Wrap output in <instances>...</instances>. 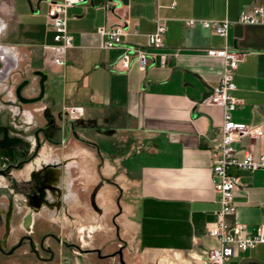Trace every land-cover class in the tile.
I'll use <instances>...</instances> for the list:
<instances>
[{"label": "crops", "instance_id": "0c3cea01", "mask_svg": "<svg viewBox=\"0 0 264 264\" xmlns=\"http://www.w3.org/2000/svg\"><path fill=\"white\" fill-rule=\"evenodd\" d=\"M58 1L0 0V80L9 70L14 71L13 79L31 73V97L39 90L37 71L44 72L40 106L50 118L60 115L62 131L73 124L78 137L94 144L80 146L104 157L100 174L109 181L102 182L93 166L87 186L96 187L92 207L80 181L73 198V210L84 226L75 229L78 243H49L55 258L39 261L25 245L7 253L11 244L4 234L0 258L12 264H18V257L23 264H208L205 252L218 247L208 228L219 208L209 148L218 137L223 111L204 100L219 82L223 61L206 52L226 46L241 54L232 92L238 102L231 117L264 128V0H85L67 8L72 47L63 65L53 63L46 48L53 43L47 12L50 3ZM254 6L263 8L260 22L237 21L241 10ZM157 18L166 26V64L160 66L155 55L144 70L134 61L128 71H117L122 47L101 48L98 27L126 19L123 42L145 46ZM188 19L196 23L189 26ZM222 19L230 21L226 37L200 23ZM73 105L81 106L83 113L69 124L62 109ZM233 146L235 158L242 159L249 150L259 159L264 156V133L244 136ZM229 172L239 177L240 186L234 193L235 212L227 221L243 223L253 234L264 223V169L230 167ZM59 187L64 192L52 194L48 201L64 213L70 209L72 185L62 180ZM92 209L96 223H102L97 217L108 216L110 227L96 224L88 229ZM43 221L39 234L44 232ZM64 229L62 225L58 233ZM83 233L93 239L85 242ZM17 234L11 231L10 242ZM228 264H264V242L236 251Z\"/></svg>", "mask_w": 264, "mask_h": 264}, {"label": "built area", "instance_id": "2783aa9c", "mask_svg": "<svg viewBox=\"0 0 264 264\" xmlns=\"http://www.w3.org/2000/svg\"><path fill=\"white\" fill-rule=\"evenodd\" d=\"M85 0H60L51 2L47 12V18L53 30V43L46 48L51 52V60L57 65H63L65 55L72 47V37L67 30V8L84 2ZM106 9H109L106 6ZM263 8L254 6L240 11L237 21L245 24H253L261 21ZM127 20L119 25H107L98 27L97 33L101 38V48L110 49L122 47V52L115 62L117 71H127L135 61L141 70L149 64V58L159 57V65L164 66L168 54L162 51L166 26L161 18L156 19L155 30L147 35L145 46L125 44L122 36L126 34ZM187 25H194L196 20L188 19ZM205 28H211L217 35L226 37L230 21L203 20L200 21ZM206 54L210 57H218L223 61V72L218 84L212 89L211 94L204 100L205 104L216 105L223 111V119L220 125L218 137L209 148L211 184L219 208L215 212V220L208 228V234L215 237L218 247L205 252L208 264H227L236 251H245L258 243L264 242V223L256 227L255 233H248L243 223L227 221L236 209L234 193L240 186L239 177L229 172L230 167L239 170L264 169V156L255 159L253 153L245 151L242 159L235 158L233 143L244 136L258 138L263 135L264 128L251 126L243 122L234 121L231 112L238 100L232 94L236 89L233 81L234 71L240 60L241 54L236 50L224 46L222 48L208 49ZM67 113L71 117H78L83 109L80 106L67 107Z\"/></svg>", "mask_w": 264, "mask_h": 264}, {"label": "flooded vegetation", "instance_id": "af4514ba", "mask_svg": "<svg viewBox=\"0 0 264 264\" xmlns=\"http://www.w3.org/2000/svg\"><path fill=\"white\" fill-rule=\"evenodd\" d=\"M11 71L9 70L4 75V78L0 80V85L2 81H7V84H3V88L0 89V119L4 117L3 124L0 120V179L4 182V185L0 186V243L4 240V234H6L7 240L5 242L6 244H11L9 247L13 248L12 251L25 245L28 247V253L39 261L44 259L51 261L55 258L56 253L52 250L47 240L50 239L55 246L61 245L62 247H70L74 243L69 240L66 234L52 231H44L41 234L35 232V214L30 213L28 209L30 208L35 211L34 213H37L41 211L43 206H50L54 203L48 201V197L52 194L61 195L64 192L59 187V182L65 180L67 173L64 161L54 163L36 162L40 150L39 135L55 144H59L60 141L64 142L68 135H71L74 139L81 140L82 144L88 147L94 148V144L87 139L78 137L72 128L62 131L60 125L57 124L60 121L58 119L60 115L58 116V114L56 118L48 117L47 124L38 127L33 132L37 143L33 144L26 135L18 134L12 121L15 118L11 104L22 103V101L31 98L28 93H25V91L29 90L30 82L26 78H21L20 81L14 83V86L12 85L13 93H11L9 91L10 86H7L13 80V72ZM40 79L41 76L39 75ZM16 90L19 91L22 101L16 96ZM38 95L39 90L37 92ZM22 104L26 105L29 103ZM43 116L47 119V110L43 112ZM55 132L61 138L53 139ZM92 154L94 159H97L93 170L97 171V173L99 172L102 182L109 181L100 174L101 167L104 164V157L99 153ZM34 164H36L35 167ZM95 193L96 187H91L87 192L88 202L91 207ZM18 195L24 197V199L21 201L22 206L15 209L14 198L16 199ZM1 197H3L2 200L4 202H1ZM67 213L69 216H73L69 211ZM11 231L21 233L17 234L10 242ZM41 253L47 256L43 258L40 256Z\"/></svg>", "mask_w": 264, "mask_h": 264}, {"label": "rangeland", "instance_id": "374dc122", "mask_svg": "<svg viewBox=\"0 0 264 264\" xmlns=\"http://www.w3.org/2000/svg\"><path fill=\"white\" fill-rule=\"evenodd\" d=\"M128 71V70H127ZM11 72H14L13 70ZM21 76L20 78H18L17 75H15L16 77L11 80V83H9L7 86L9 87V91L11 93H13V87L14 83L20 81L21 78H26L29 79V81L31 82V79L29 77H31V73H20ZM3 84H7V81H2L1 85H0V89L3 88ZM39 88V87H38ZM25 93H28V91ZM37 96V94L35 95ZM35 96H31V97H35ZM41 101H38L36 103H29V104H22V103H13L11 104V108L13 109L14 112V120H11L14 122V129L15 131L20 134V135H26L29 140L34 144L37 143L36 139H35V135L33 134V132L40 126H43L45 124H47V120H48V116L47 119L44 118L43 116V112L45 111L41 106ZM73 106H77V105H73ZM72 107V106H67ZM67 107H64L62 109L63 113L62 115H64V117L68 120L66 122L69 123V121H73L75 119H78L81 115H79L78 117L74 118L71 117L68 113H67ZM81 107V106H80ZM83 109V108H82ZM83 113V112H82ZM54 118V117H53ZM1 122L2 124L4 123V117H1ZM62 121V120H60ZM72 123V122H71ZM69 123V124H71ZM72 129H74L73 124H71ZM59 134L55 132L53 139L59 138ZM61 138V137H60ZM65 141L62 142L60 141L59 144H55V143H51L45 139H43L41 137V135H39V144H40V150H39V155L37 157L36 162L37 163H54L57 161H64L66 164V178L65 180L68 183H71L72 185V189L70 191V202H69V207L70 209L68 210L69 213L73 214V216H69L67 212H58V209H56L55 204H51L50 206H48V208H45V206H43L44 209H42L39 214H37L36 217V227L35 232L37 234H39L38 232V228L41 227V221H45V225L44 227V231H52L54 233H58L61 230V226L65 225V229L63 230V234L66 233L67 237L69 238L70 241H72L74 244L78 243L79 241V237L77 236V234L75 233V229H79V228H83L84 226H82L80 223V220L78 219V216L76 214V211L73 210V203H74V194L76 192V190H79L81 184L80 181H82L83 183H85V190L82 189L81 192L83 193H87L88 190L90 189L88 186V183L90 182V172L93 168V166L95 165L92 155L88 153V151H86V149L80 145H82V141L81 140H77L74 139L71 135H68V137H66L64 139ZM29 142V141H28ZM36 164H34L35 167ZM87 183V185H86ZM4 185V182L1 181L0 179V186ZM3 197H1V202ZM24 197H20L19 195L16 196V199L14 198V208L17 209L19 207H21L22 203L21 201H23ZM4 202V201H3ZM27 210V209H25ZM30 210V213L34 214V210H31L30 208L28 209ZM92 212V214H89L87 216V220H86V226L88 227V229L92 228L91 226L94 227V225H101L103 228H107L110 227V217L108 216H100L97 217L98 219H101L102 223H96V217H95V211L94 209L90 210ZM75 217V218H74ZM109 219V220H108ZM43 221V222H44ZM103 230V229H102ZM21 233V232H18ZM60 234V233H59ZM15 237L11 236V240H13ZM84 239L85 242L89 243L90 240L93 239V235L88 236L87 233H83V237L82 240ZM49 241L48 243H50L52 246H55L54 242ZM243 252V251H242ZM28 262H30V257L26 258ZM230 260V259H229ZM18 264H23L25 262V260H21L19 257L18 259L15 260ZM12 262V261H11ZM32 262V261H31ZM229 262V261H228ZM0 264H12L9 263L7 260L0 258ZM34 264H38L37 261L34 262ZM228 264V263H227Z\"/></svg>", "mask_w": 264, "mask_h": 264}, {"label": "water", "instance_id": "95a60500", "mask_svg": "<svg viewBox=\"0 0 264 264\" xmlns=\"http://www.w3.org/2000/svg\"><path fill=\"white\" fill-rule=\"evenodd\" d=\"M37 74L41 76V79L39 80V95L38 96H35V97H31L29 99H27L26 101H22L21 97H20V93L18 90H16V96L21 99L22 103H36L38 101H42V97H44V94H45V85H44V81L47 79V76L45 75L44 72L42 71H37ZM55 86V85H54ZM53 86V88H54ZM54 102V101H53ZM13 248H11L9 250V252L7 253H10L12 252Z\"/></svg>", "mask_w": 264, "mask_h": 264}]
</instances>
